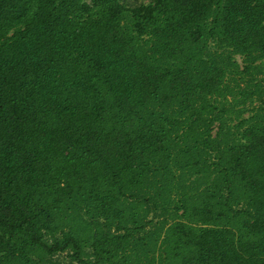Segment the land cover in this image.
Wrapping results in <instances>:
<instances>
[{
	"label": "trees",
	"instance_id": "trees-1",
	"mask_svg": "<svg viewBox=\"0 0 264 264\" xmlns=\"http://www.w3.org/2000/svg\"><path fill=\"white\" fill-rule=\"evenodd\" d=\"M262 65L264 0H0V264H264Z\"/></svg>",
	"mask_w": 264,
	"mask_h": 264
},
{
	"label": "rangeland",
	"instance_id": "rangeland-1",
	"mask_svg": "<svg viewBox=\"0 0 264 264\" xmlns=\"http://www.w3.org/2000/svg\"><path fill=\"white\" fill-rule=\"evenodd\" d=\"M149 0H126L127 4L133 5L140 2H147ZM233 59L239 64V68H243V60L242 56L235 54ZM254 78L260 81L261 84L264 85V65H262V70L255 72L252 75ZM249 78V75H240L235 74V78H232L229 74L226 75L225 81L227 86L229 87L222 95L218 96L216 99V104L219 106L227 107V112L225 116L227 118V123L232 126L236 121L242 119L243 117H247L250 113L251 107H255L258 105V100L255 96H248L244 94L246 89V83ZM247 90V89H246ZM238 109H245L239 118L234 117V111ZM58 261L62 262L63 264H69L68 257L66 253L57 254L55 256Z\"/></svg>",
	"mask_w": 264,
	"mask_h": 264
}]
</instances>
